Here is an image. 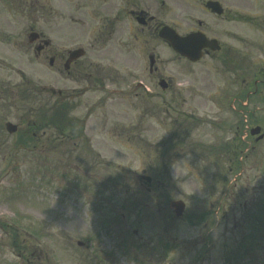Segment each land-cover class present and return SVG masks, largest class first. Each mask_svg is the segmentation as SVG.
Returning a JSON list of instances; mask_svg holds the SVG:
<instances>
[{"label":"rangeland","instance_id":"obj_1","mask_svg":"<svg viewBox=\"0 0 264 264\" xmlns=\"http://www.w3.org/2000/svg\"><path fill=\"white\" fill-rule=\"evenodd\" d=\"M124 1L116 0L117 11ZM202 1L155 0L152 13L185 34L206 18ZM222 2L229 18L210 20V34L242 59L225 52L191 67L132 28L127 46L96 48L97 71L111 74L105 80V72L99 74L91 87L74 69L70 76L50 71L35 43L27 65L31 55L20 56L26 9L21 14L1 0L2 11L15 9L24 25L16 50L0 45V61L10 66L0 77L13 86L0 91V264H199L203 255L209 264L264 263V138L254 142L249 134L251 125L264 126V82L255 89L264 70V25L255 24L264 23V0ZM80 8L78 0H33L29 22L55 44L74 48L75 30L86 24L85 14L77 16ZM103 17L98 11L88 18L84 39L101 30ZM153 53L162 75L174 77L172 90L149 82ZM142 79L147 86L136 88ZM59 89L69 96L70 115L86 122L100 157L78 154L74 137L47 152L43 141L25 143L36 117L66 101L59 102ZM7 122L17 124V132L10 133ZM171 142L176 150L166 145ZM172 148L174 155L166 154ZM180 199L185 210L177 216L170 202ZM238 250L245 256L225 260Z\"/></svg>","mask_w":264,"mask_h":264},{"label":"flooded vegetation","instance_id":"obj_2","mask_svg":"<svg viewBox=\"0 0 264 264\" xmlns=\"http://www.w3.org/2000/svg\"><path fill=\"white\" fill-rule=\"evenodd\" d=\"M12 4L14 3L16 5L17 10L21 13L24 14L21 10L23 8L26 9V15L25 18L27 21H30L29 17L31 15V10L30 8L33 7V0H9ZM81 4V8L77 10V16L86 15V24L81 23L80 27H77L76 25V30L78 32L79 39H76L74 46L77 48H83L84 47V55L82 57H78L77 59H74L72 62H69V59L71 57V49L64 48V46H59L57 44L49 42V45L46 46H41L43 41L40 43L38 47H40L39 53H46L47 54V59L49 63V68L60 74H67L69 75L72 70L74 69V74L76 78L79 81H85L89 82L90 86L92 87L96 82L99 80V74L104 73L105 70L103 71H97V66L98 63L96 61V51L97 47H110L114 45H124L127 46L129 42V30L132 28L140 34V40L142 38H145L147 36H150L152 39L149 40V43L151 45L152 42L155 44L153 45L154 47L157 48L158 44H162L165 46L168 50H172L170 45L167 43L165 39H163L160 36V30L164 25H168L167 23H162L159 22L157 15L155 13H152V9L154 8V1L155 0H125L124 5L120 6L118 11L115 9L116 0H78ZM157 1V0H156ZM206 1H202L201 8L205 12L204 16L206 15V18L198 19V26H195L190 29L189 32L185 33H194V32H202L205 34L208 39H217L216 45L219 46V50H212L211 48H205L204 49V56L201 60L197 62H190L186 60L190 65L194 64H199L206 58H217L220 56V54H224L226 52V58L228 59H234L232 58V55L235 53V55L242 59L243 56L239 55L236 52H231V49L229 48L228 44L223 43L224 40H221L220 38L213 36L210 34L209 31V23L210 20L214 21L217 18H221L223 15H217L216 13L212 12L210 9L206 7ZM221 1V0H219ZM156 3V2H155ZM0 5H1V0H0ZM20 9V10H19ZM224 18H229L227 16V8H224ZM98 11L102 12L104 17L103 20L105 23H102L101 30L100 31H94V34L91 38L84 39L86 36V31L81 28L87 25L88 18L93 15V13H97ZM111 11H114L116 14H112ZM97 15V14H96ZM17 11L15 9L12 10V13L9 11L8 13H5L2 11L0 7V45L2 44L1 42L4 41L8 43L11 46V50H16L18 45V40H17V30H19V25L20 23L17 22ZM124 22L125 25L122 23ZM256 26H263L264 23H255ZM255 24L254 27H255ZM24 25V24H23ZM23 25H20L23 27ZM173 28L179 30V25L175 22L172 21L171 24H169ZM25 29V35H26V40L25 44L21 45L24 46V51H20V56L21 58L23 56H26L27 54L31 55V58L25 57L27 65L32 61V52H33V42L27 39V34H28V27H23ZM32 27H30L31 29ZM223 31V29H222ZM134 32V38L139 39V34ZM223 34L225 32L223 31ZM42 36V35H41ZM155 41H154V40ZM227 39V38H226ZM225 39V40H226ZM40 40V39H39ZM139 41V40H138ZM158 41V42H156ZM118 42V43H114ZM235 50V49H234ZM173 51V50H172ZM25 53V55H24ZM10 57H12L13 54H9ZM6 57H9L7 54H5ZM154 56L153 62L149 64V73H150V78L148 77L149 82L151 83L153 80L156 82V88L160 87L162 90L161 86V81L165 79V82L163 83V86H165V90H172L174 87V77L169 76L168 78H165L161 71L160 68L157 66V55L155 53L150 54L149 57ZM180 57V56H179ZM231 57V58H230ZM228 59H225L227 61ZM158 60L160 58L158 57ZM5 67H10L8 65H3V63L0 61V69ZM31 66V65H29ZM190 76H192L193 71L190 70ZM111 73H104L105 77L104 80L109 77ZM2 75V74H1ZM23 78L27 81V83L32 84L33 80L31 76H28L27 74L22 73ZM111 76V75H110ZM264 76V70L258 71V74H256V79L255 80V89L257 90L258 83L264 82L263 79H261ZM261 77V78H259ZM103 80V81H104ZM142 87L147 86L145 82L142 79ZM165 84V85H164ZM12 84H11V79L10 78H3L0 77V91L1 92H8L10 89H12ZM140 88V87H139ZM149 91L152 92L150 88H147ZM88 90V88L84 87V89L81 91V93H85ZM58 95L61 97V99H68L69 96L65 97L64 93L62 90H58ZM258 125V124H256ZM255 126V125H253ZM252 128L249 127V129ZM264 128V126H263ZM262 128V134H264V129ZM238 132L237 134L240 133V126H238ZM250 134V133H249ZM79 136H75V145L77 149V153H86V154H91L94 153L92 149V143L91 139H86L84 146L81 147L80 144H77L79 140L82 138L81 134H78ZM259 136V135H258ZM258 136H252L254 142L256 141ZM55 140L53 142H58L60 141L58 137H53ZM50 138H48V142L50 141ZM166 141H169L167 139ZM173 143H167L166 145H171L173 147ZM167 149V148H166ZM225 213V211H223ZM225 217V214H224Z\"/></svg>","mask_w":264,"mask_h":264},{"label":"water","instance_id":"obj_3","mask_svg":"<svg viewBox=\"0 0 264 264\" xmlns=\"http://www.w3.org/2000/svg\"><path fill=\"white\" fill-rule=\"evenodd\" d=\"M207 5L214 11L221 12L218 2L210 1ZM161 35L170 41L177 51L192 60H196L200 57L202 54V47L206 44V41L204 40L205 38L203 36L200 37L198 34H191L189 36L181 37L174 30L169 29V27H164L161 30ZM7 129L10 132H15L17 130V125L8 123ZM256 132H259V128H256L254 131H252L253 134ZM173 206H175L176 212L178 214H180L184 209V203L182 201L175 202Z\"/></svg>","mask_w":264,"mask_h":264},{"label":"trees","instance_id":"obj_4","mask_svg":"<svg viewBox=\"0 0 264 264\" xmlns=\"http://www.w3.org/2000/svg\"><path fill=\"white\" fill-rule=\"evenodd\" d=\"M49 111H44L42 113H44L45 117L42 116V117H36V127H37V130H45V126L46 125H50V126H54V127H58V123H57V120L59 117L55 114V113H52L51 115H48ZM65 128V127H64ZM27 140L25 141V143H29V140L34 138L32 134H29L27 135ZM33 142H34V139H33Z\"/></svg>","mask_w":264,"mask_h":264},{"label":"clouds","instance_id":"obj_5","mask_svg":"<svg viewBox=\"0 0 264 264\" xmlns=\"http://www.w3.org/2000/svg\"><path fill=\"white\" fill-rule=\"evenodd\" d=\"M173 169H174V178H175L176 181H177L176 168L173 166Z\"/></svg>","mask_w":264,"mask_h":264}]
</instances>
